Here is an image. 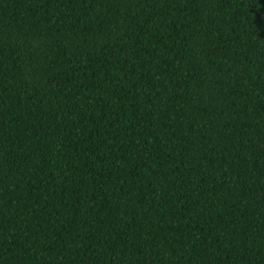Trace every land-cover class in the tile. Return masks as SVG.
I'll use <instances>...</instances> for the list:
<instances>
[{"label":"trees","instance_id":"obj_1","mask_svg":"<svg viewBox=\"0 0 264 264\" xmlns=\"http://www.w3.org/2000/svg\"><path fill=\"white\" fill-rule=\"evenodd\" d=\"M0 264H264V0H0Z\"/></svg>","mask_w":264,"mask_h":264}]
</instances>
